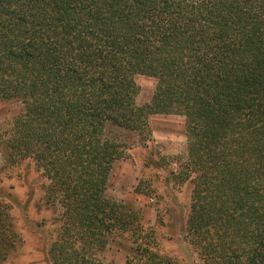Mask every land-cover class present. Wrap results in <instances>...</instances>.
<instances>
[{
  "label": "trees",
  "instance_id": "1",
  "mask_svg": "<svg viewBox=\"0 0 264 264\" xmlns=\"http://www.w3.org/2000/svg\"><path fill=\"white\" fill-rule=\"evenodd\" d=\"M155 80L137 105L135 76ZM0 100L18 112L5 164L32 160L59 208L47 264H168L141 212L106 196L114 163L152 139L155 114L184 118L185 224L203 264H264V0H0ZM0 203V264L17 242Z\"/></svg>",
  "mask_w": 264,
  "mask_h": 264
},
{
  "label": "rangeland",
  "instance_id": "2",
  "mask_svg": "<svg viewBox=\"0 0 264 264\" xmlns=\"http://www.w3.org/2000/svg\"><path fill=\"white\" fill-rule=\"evenodd\" d=\"M135 82V102L143 105L151 98L155 80L137 75ZM17 112V105L0 100V137ZM149 123L151 141L135 146L114 163L106 196L141 212L143 226L155 232L158 250L168 264H203L185 233L191 184L178 183L171 174L176 165L166 159H185L187 155L184 118L155 114L150 116ZM47 185V179L32 160L5 164L0 145V203L8 207L18 237L7 264H47V242L59 226V208L47 201ZM131 241L127 233L114 237L98 253L102 263L124 264L131 255Z\"/></svg>",
  "mask_w": 264,
  "mask_h": 264
}]
</instances>
